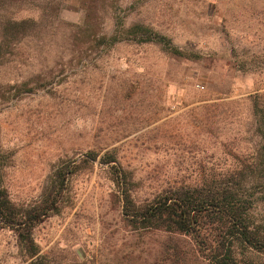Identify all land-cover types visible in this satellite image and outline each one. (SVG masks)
Wrapping results in <instances>:
<instances>
[{
  "label": "rangeland",
  "instance_id": "374dc122",
  "mask_svg": "<svg viewBox=\"0 0 264 264\" xmlns=\"http://www.w3.org/2000/svg\"><path fill=\"white\" fill-rule=\"evenodd\" d=\"M65 1L38 22L46 0H0V184L29 206L66 173L60 208L33 229L51 264H209L189 235L129 225L100 160L117 156L138 201L250 164L264 0H118L82 43L83 11ZM134 24L151 35H128ZM32 259L0 224V264Z\"/></svg>",
  "mask_w": 264,
  "mask_h": 264
},
{
  "label": "trees",
  "instance_id": "16d2710c",
  "mask_svg": "<svg viewBox=\"0 0 264 264\" xmlns=\"http://www.w3.org/2000/svg\"><path fill=\"white\" fill-rule=\"evenodd\" d=\"M118 0H77L83 20L71 30L75 42L97 40L101 11L116 7ZM65 0H46L38 22L48 15H57ZM19 21L17 25L24 23ZM128 35L149 37L151 32L139 24L127 28ZM148 39V38H147ZM144 38L141 41H145ZM260 143L254 160L240 169L211 175L195 186L163 189L151 198L138 201L133 182L113 152H105L100 163L108 167L122 206L124 219L134 229H159L189 235L202 257L209 264H264V222L255 217L259 195L264 192V108H256ZM96 154L90 153V159ZM65 175V176H64ZM53 181L43 191L39 202L29 206L16 205L0 184V224L13 230L30 264H51L34 242L33 229L63 202L60 184Z\"/></svg>",
  "mask_w": 264,
  "mask_h": 264
}]
</instances>
